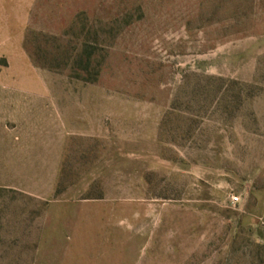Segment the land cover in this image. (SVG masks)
<instances>
[{
    "label": "rangeland",
    "instance_id": "1",
    "mask_svg": "<svg viewBox=\"0 0 264 264\" xmlns=\"http://www.w3.org/2000/svg\"><path fill=\"white\" fill-rule=\"evenodd\" d=\"M0 264H264V0H0Z\"/></svg>",
    "mask_w": 264,
    "mask_h": 264
},
{
    "label": "built area",
    "instance_id": "2",
    "mask_svg": "<svg viewBox=\"0 0 264 264\" xmlns=\"http://www.w3.org/2000/svg\"><path fill=\"white\" fill-rule=\"evenodd\" d=\"M237 199H238L237 197H233V198H232V200H233L234 202H236Z\"/></svg>",
    "mask_w": 264,
    "mask_h": 264
}]
</instances>
